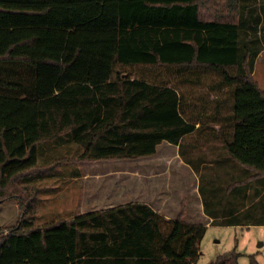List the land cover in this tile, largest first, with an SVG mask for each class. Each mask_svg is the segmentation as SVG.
I'll list each match as a JSON object with an SVG mask.
<instances>
[{
    "label": "trees",
    "instance_id": "16d2710c",
    "mask_svg": "<svg viewBox=\"0 0 264 264\" xmlns=\"http://www.w3.org/2000/svg\"><path fill=\"white\" fill-rule=\"evenodd\" d=\"M243 11L241 0H0V201L22 212L18 227L0 229V264L198 259L206 227L145 203L35 228L18 180L36 170L39 144L63 134L79 161L148 157L163 141L218 143L243 171L228 189L250 181L259 194L250 204L264 197V89L241 53ZM133 68L152 78L124 71ZM202 195L212 225L248 226L250 205L212 213ZM238 257L233 249L210 264Z\"/></svg>",
    "mask_w": 264,
    "mask_h": 264
},
{
    "label": "rangeland",
    "instance_id": "374dc122",
    "mask_svg": "<svg viewBox=\"0 0 264 264\" xmlns=\"http://www.w3.org/2000/svg\"><path fill=\"white\" fill-rule=\"evenodd\" d=\"M241 4L244 9L240 30L241 53L247 55L252 67V77L264 89V0H241ZM124 71L134 77L152 78L151 71L147 72L146 69ZM162 76L170 75L163 72ZM196 93L200 92H195V95ZM80 152V147L66 134L39 144L36 170L18 180V184L25 187L33 197L35 228L69 221L87 211H101L106 205L119 206L118 204H125L133 199L140 202L148 200L151 193L147 186L151 185L152 179H148L146 175L158 163L166 165L163 169H157L162 172L159 179L164 184L169 180L172 189L183 188L184 184L187 185L189 170L186 168L176 171L172 167V163L179 160V153L194 166L202 161L211 163L215 160L225 165L223 169L201 164V175H213L218 170L228 174L231 170L229 164H232V168L236 167V162L221 145L199 146L187 141L182 143L179 152L175 147L161 144L158 153L130 160L79 161L77 157ZM206 178L202 179L201 184H205ZM254 187L257 186H252L251 191ZM106 194H111L110 200H104ZM214 196L218 200L224 199L219 188L215 189ZM261 206L264 209V197L250 204L247 218L253 223L256 220L264 222V214H260L261 219H258L253 213L255 209L260 210L258 208ZM180 215L183 219L182 213ZM21 219V209L14 199L0 201V229L4 234L18 227ZM188 220L200 221L196 218ZM233 249L239 254L238 264H264V225L230 227L218 223L208 224L199 243V256L195 264H210L216 256Z\"/></svg>",
    "mask_w": 264,
    "mask_h": 264
},
{
    "label": "crops",
    "instance_id": "0c3cea01",
    "mask_svg": "<svg viewBox=\"0 0 264 264\" xmlns=\"http://www.w3.org/2000/svg\"><path fill=\"white\" fill-rule=\"evenodd\" d=\"M161 144H166L168 147H175L178 149V152L180 150V146L182 145V144L173 145V144L163 141L157 146L155 153H158ZM207 145L214 146V145H220V144L210 143ZM207 145H204V146H207ZM178 156H179L178 157L179 160L174 161L172 163V167L176 171H179L181 169H186V168L189 170V177L187 176L188 177L187 185L184 184L183 188L172 189L171 188L172 183L169 182V180H167L168 182L164 184V182L159 179L162 172L158 171L157 169H159V167H162L163 169V167L166 165L162 163H158L156 166L154 165L153 167H151L150 169L153 171H151L150 174L146 175L148 179L153 180V181L151 180V185L147 186L148 192L151 193L148 197V200H145L144 202L143 201L140 202L139 200L133 199L129 201L128 203L130 202L145 203L149 205L156 213H159L160 215L168 219H174L177 216H179L180 213H182L183 219L186 223L200 224V225H204L205 227H207L208 224L212 225L211 224L212 218L210 217L209 214L205 213L202 191L204 195L206 196V203L208 204V209L212 213L213 212L221 213L220 209L222 207V203L229 204V206H231L232 208L236 204L239 207H241L244 203H245V207H249L251 194L255 196L254 200H256L257 199L256 197L259 196V194L256 193L255 189L251 192V187L249 185L250 181H248L246 185L243 184L244 187H242V185L239 186L238 184L236 188L233 189L232 191L228 189L230 187L229 183H230L231 178L238 177L243 172L242 170L237 169L236 167L232 168V164H229V166L231 167V170L230 172H228V174H225V172L218 170L217 172L213 173V175H210V174L201 175L199 173L200 171L199 169H201V166H204L205 164L206 166H211V168L213 166H217L219 168L222 167L223 169L225 168V165L224 163L217 162V160H215L213 162L211 161V163H206L202 161L200 164H198V166H194L193 164H191V161L189 159L183 156V154L179 153ZM168 164L169 163H167V166ZM209 176L211 179L209 178ZM205 177H207L205 180V184H201L202 179H204ZM215 180H217V183H215ZM157 181L160 184H158ZM201 185H202V190H201ZM216 188H219L222 191V195L224 199L218 200L214 196V192ZM226 189H227V193L225 194ZM111 197H112L111 194H106L104 200L105 201L110 200ZM118 205H124V204H118ZM115 206L106 205L102 210H106V209H109ZM87 212H91V211H87ZM255 215L257 216V218H259L260 217L259 211H256ZM191 218H196L200 221L188 220ZM245 223H247L248 225L246 227H250V225H255V226L264 225V224H252L253 222L249 219ZM233 226H236V225H230V227H233Z\"/></svg>",
    "mask_w": 264,
    "mask_h": 264
}]
</instances>
